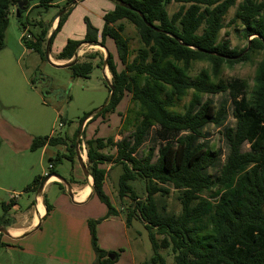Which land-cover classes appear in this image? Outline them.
<instances>
[{"label":"trees","instance_id":"1","mask_svg":"<svg viewBox=\"0 0 264 264\" xmlns=\"http://www.w3.org/2000/svg\"><path fill=\"white\" fill-rule=\"evenodd\" d=\"M52 1L39 0L38 5L48 7ZM120 1L140 11L152 27L136 11L114 3L113 9L103 14L100 30L85 19L83 39H67L56 55L57 59L70 60L81 43H99L105 47V39H112L117 57L108 51L105 60L114 88L112 98L101 111L85 114L80 123L88 117L91 122L98 116L115 112L126 96L132 105L129 109L133 112L132 120L127 119V114L122 120L131 127L128 133L119 139H114V134L83 141L92 194L107 209L104 217L87 222L96 256L93 264H113L118 257L115 252L113 259L106 257L108 252L98 246L96 236V225L118 214L104 191L108 164L122 168L117 194L121 201L125 197L129 199L124 215L126 227L136 218L148 232L152 255L144 264H166L159 253L161 248H169L174 264H264V56L256 65L250 92L246 91L242 79L234 77L225 81L220 77L223 65L245 61L255 49L264 50V0ZM30 2L0 0V50L5 46L10 12L18 8L20 22ZM171 2L180 5L170 15L167 5ZM234 6L231 20H238L243 26V36L250 43L248 48L247 44L241 49L230 48L227 39L218 40L223 17ZM69 9L59 15L50 46ZM122 20L135 26L142 43L130 61L128 40L122 35ZM20 27L23 29L25 25L21 23ZM46 40V27L32 34L31 40L21 39L26 48L42 59ZM96 54H87L85 60L74 63L70 67L72 75L89 76L96 66L93 63ZM103 62L101 59L98 64ZM195 62H206L209 69L202 68L192 77L190 72ZM189 91L190 99L184 110L172 111L175 102ZM215 94H226L218 106L211 98L204 97ZM228 100L233 125L225 123ZM208 125L220 129L226 145L222 160L221 150L210 149L209 143L202 140L207 136ZM119 130L120 134L125 132V129ZM147 138L159 142L155 159L153 146L143 157L136 155ZM66 140L67 135L35 136L29 149L36 151ZM75 140L73 137L70 148ZM58 159V154L49 159L50 170ZM43 179V176L34 177L25 189L36 190ZM136 180L143 182L144 197L132 185ZM170 188L177 192L178 214L168 213L165 205L159 206L157 202L156 195L167 196ZM13 204L12 200L1 202L0 227L7 228L12 223L9 210ZM43 204L47 215L51 204L46 198ZM156 235L162 236L161 239ZM3 236L0 233V247L6 245L1 241Z\"/></svg>","mask_w":264,"mask_h":264},{"label":"rangeland","instance_id":"2","mask_svg":"<svg viewBox=\"0 0 264 264\" xmlns=\"http://www.w3.org/2000/svg\"><path fill=\"white\" fill-rule=\"evenodd\" d=\"M32 1L39 2V0ZM239 2L240 0H236V3ZM71 4L72 2L64 1L58 7L37 6L28 15L23 12L20 22H18L15 10L9 14L5 46L0 50V111L4 116V122L2 123L4 131H0V198L2 200H9L8 196L11 194V186L14 188L17 186V188H20L19 190H23L21 193L14 192V194H17L16 197L21 205L23 204V200L27 198L32 200L34 191H28L25 189V185L21 187L20 185L24 183L26 178L27 181L25 182H28V176L31 178L43 176L44 171L47 173L50 171L51 173L53 172L59 175L67 183L73 179L79 180L81 175L83 176L76 160L75 147L70 148L71 142L73 137L75 139L80 129V119L87 113L94 114L106 102L108 97L106 79L97 66H94L92 72L87 77L73 76L70 67H57L52 65L45 57L42 59L36 52L26 48L20 39L21 32L24 29H21V23H29V32L34 34L37 32L38 26L33 25L32 22L39 21L40 19L50 20L56 14L61 15L65 11H68V7ZM111 4V0H78L76 4L70 7L69 14L61 26L60 32H57L55 35L56 38H53L50 52L52 46L54 51L56 46L60 44L64 45L67 39L82 40L86 30L85 19H88L95 28L98 29L97 25L101 28L103 18L98 15H101L102 12L107 10ZM179 5L174 2L168 4V13L171 15L178 9ZM235 8V6L229 8L223 17V28L219 32L218 40L227 39L230 48L241 49L246 46L247 41L243 36V26L241 23L238 20L235 22L231 20ZM122 23L124 25L122 35L128 40V61H130L135 55L136 49L142 46V43L138 38L135 26L127 20H122ZM98 38L99 40L101 39L100 34ZM251 38L252 36L249 37V39ZM105 47L115 58L117 57L116 48L112 39L108 37L105 39ZM97 51L104 53L105 50L99 47H90V45L81 46L77 49V52H83V60H85V55L90 53L96 54ZM263 56V49H255L250 52L247 60L231 66L223 65L220 77L225 81L234 77L242 79L246 84V91L250 92L254 85L256 65ZM95 60L98 61V58ZM52 61L54 62V60ZM98 63H100V60ZM202 68L209 69V64L206 62L193 63L190 75L194 77ZM190 95L191 91L180 100H177L174 106L171 107V110L182 112L185 104L190 99ZM225 96L226 94H215L205 95L204 97L211 98L214 105L218 106V103ZM130 108H132V105L129 101V96H126L118 105L115 112L98 116L91 122L89 121V117L84 120L86 121V129L84 130L83 127L81 131L79 150L81 154L84 153L85 158L83 160L86 164L87 156L83 143L86 138L85 136L88 138L93 136L107 137L115 134L114 139H119L122 134H126L131 130V127H128L126 121L124 124L122 123L126 114L127 119L132 120L133 112L129 111ZM231 110L232 106L228 100L226 103L225 121L228 125L234 124ZM16 123L31 130L35 135L62 137L67 135L68 140L59 145H48L46 152L42 149L32 152L25 149L16 153L10 149V145L12 144L7 138L8 133L12 131L13 125ZM120 128L125 129V132L120 134ZM205 130L207 136L202 140H206L209 143L210 149H220L222 160L226 153V145L219 132L220 129L213 125H208ZM151 146L154 147L153 159H155L159 146L158 140L153 142L152 139L149 140L147 138L141 147H139L136 155L143 157ZM106 152L114 153V150H107ZM57 154L60 156V159L55 162L53 170H48L49 159H54ZM111 165H106L108 172L105 179L104 191L108 194L112 204L116 206L120 214L109 216L112 217V220L102 224L103 232H100V238L98 237L97 244L98 246H111V249L116 250L115 253L118 254V257L113 264H144L152 255L148 232L143 226V222L136 218L132 220L126 229L124 224H121L120 221L125 220L124 215L129 199L125 197L122 201L119 200L117 184L122 168L118 164ZM31 166L32 170L29 171L28 168H31ZM90 179L89 182L92 181L91 176ZM80 181L86 183V179ZM58 183L61 184L62 182H53L47 188V201L53 206L54 204H60V206L64 207V201H67L69 205H74L67 193V188L63 184L65 191L62 190ZM132 185L140 197L145 196L143 182L136 180L132 182ZM62 195L65 200L64 198H60ZM176 196L177 192L172 188H170L167 196L160 197L156 195L159 206L165 205V210L173 214H178L180 211V204ZM97 207L106 210L105 204L96 196L86 204L72 206L76 215H87V210L93 209L97 212L96 216H98ZM50 213L54 214V212ZM55 215H53V218ZM72 221L75 227L76 225L79 226L76 217H73ZM49 228L50 226L48 227L44 223L42 228H38L27 237L30 238L31 242H40L44 237H48L47 234L51 231ZM124 233L128 235V238H126ZM74 234V236H69L73 234L68 233L66 230L61 231L62 237L59 239L54 237L52 240L53 242L56 241L55 243L59 246L66 247V258L78 261L77 263L79 264H86L89 257L84 246L85 239L83 240L80 236L79 227ZM71 237H75V240H72ZM161 237L160 235H156L158 240ZM72 244H78L81 247L79 252L77 250L74 253L68 251V246ZM113 253V251H108V254L113 255ZM159 253L165 258L166 264H174L169 248H161L159 249ZM16 262L18 263L19 261L16 259Z\"/></svg>","mask_w":264,"mask_h":264},{"label":"crops","instance_id":"3","mask_svg":"<svg viewBox=\"0 0 264 264\" xmlns=\"http://www.w3.org/2000/svg\"><path fill=\"white\" fill-rule=\"evenodd\" d=\"M68 2L70 0H53L52 2H50V6H55L58 7L61 3L63 2ZM72 4L71 7L76 4L78 2V0H71ZM112 4L110 5L109 8H107V10H105L104 12H102L101 15L98 16H103V14L106 11H109L111 9H113L114 7V1L111 0ZM40 6L38 5V2H30L28 5V8L24 11L25 14H29L33 8ZM48 6V7H50ZM60 14H56L55 16H53L50 20H42L40 19L39 21H35L32 22L33 25H37L38 26V30L37 32L40 31V29L46 27L47 28V37L53 32L54 28L57 25V21H58V17ZM67 19V18H66ZM66 21V20H65ZM26 29L29 30V23L24 24ZM103 26V23L101 24V28ZM98 29L100 30L101 28L97 25ZM60 32V30H59ZM31 36L32 33L30 32ZM59 35V33H58ZM56 38V37H55ZM91 44H87V43H81L78 46H87ZM63 44H60L59 46H56L53 51V46H52V50L51 52L49 51V57L50 59L54 60V63H65L69 60H60L56 58V55L58 54V52L60 51V49L62 48ZM92 46H97V45H92ZM99 48L103 49L102 47L98 46ZM106 48V47H105ZM105 50V49H103ZM108 51V50H107ZM83 53V52H82ZM82 53L77 52L78 54V61H83L82 56H84ZM105 54L106 52L104 51V53L102 51H97V54L95 56V58L93 59V63L94 65H96L97 67L100 68V71L102 73V75L104 76V78L108 81H110V77L111 74L108 70L107 65L105 66L103 63L101 65L98 64L99 60L104 59L105 58ZM98 58V61H96L95 59ZM51 60V61H52ZM98 64V65H97ZM109 74V75H107ZM90 118V117H89ZM88 120V119H87ZM4 122V116L2 114V112L0 111V131L3 132V127H2V123ZM82 126V129L84 127V130L86 129V121H83L80 125V127ZM35 136H39V135H35L33 132H31V130L21 126L20 124H14L13 125V129L11 132L8 133L7 138L10 140L11 144L10 145V149L13 150L14 152H19V151H23V150H30V144L32 142L33 137ZM87 139L88 137L85 136ZM115 138V136H114ZM59 145V144H58ZM46 148L47 146H44L43 148H41L42 150H44L46 152ZM32 152V151H31ZM51 157V156H49ZM28 170H32V166L31 168H28ZM30 176H28V182L27 178L24 181V183L21 186L25 185V187L32 181L33 178H29ZM90 178V177H89ZM31 179V180H30ZM86 179L84 177V175H81V178H79V180H71L68 182L69 184V188L71 190V193L73 195V197L71 198L72 204L74 205H69L67 203V201H64L63 206H60V204H54L51 205V210L50 212H54L55 217L53 218L54 214H51L50 212L46 214V210H45V206L43 204V199L46 198L47 199V188L49 187V185L53 182L56 181H60L58 178L55 177V179L51 180V181H46L43 185V188L41 190L40 193L37 192V189L34 190V197L32 198V200H30L29 198H27L26 200H23V204L21 205L18 201V198L16 197L17 194H14V192L16 193H21L23 190H19L20 188H17V186L14 187H10L11 189V194L8 196L9 200H12L14 202V204L12 205V207L9 210V213L12 217V223L10 224V226H8L7 228H5L10 236H7L5 234H3L4 236L2 237L1 241L6 243V245H3L0 247V264H79L77 263L78 261H75L73 259L66 258L65 254H66V247H61L59 246L57 243H55L56 241L53 242V238H61V231H67L70 234L73 235H69V236H74L75 232L78 230L79 227V233L80 236L82 237V239L84 240V246H85V250L86 253L89 257V260L86 261V264H93L95 261V254L94 251L92 250L91 247V243H90V234H89V230H88V220L90 219H100L102 217L105 216L106 214V210H102V208L97 207L98 208V216H96L97 212L93 209H88V214L87 215H76L74 209L72 208V206H77V205H81V204H86L87 202H89L91 199H93V197L95 195L92 194V181L89 182L86 179V183H82L80 180ZM62 185L64 184L63 182L61 183ZM89 184V185H88ZM88 185L89 186V190L85 193L84 189L85 186ZM65 188L66 185L64 184ZM64 188V191H65ZM104 188H105V181H104ZM3 190V188H1ZM16 189V190H15ZM7 193H9L7 191ZM60 198H64L63 195L60 196ZM1 202H8L6 200H2V198H0ZM65 200V198H64ZM38 201H40L41 205H42V211L39 212L37 210V203ZM116 207V206H115ZM117 209V208H116ZM118 211V209H117ZM118 214H120V212L118 211ZM91 216H95V217H91ZM122 216V215H121ZM73 217H76L78 220V224L79 226L74 225L73 223ZM40 220V222H39ZM110 220H112V217H107L105 219H103L98 226L96 227V236H97V240L98 237L100 235V232H103V229L101 226H103L102 224L104 222H109ZM121 224L123 223L126 229V225L124 220L120 221ZM47 224V226H50V232L47 234L48 237H44L43 239L37 242H31L30 238H28L27 236H29L30 234H32L34 231H36L38 228H42L43 224ZM124 230V227H123ZM13 231V232H12ZM125 231V230H124ZM24 233H26L25 236ZM125 234V233H124ZM126 238H128V235L125 234ZM72 238V237H71ZM100 238V237H99ZM72 240H75V237L72 238ZM39 243V244H38ZM98 243V241H97ZM101 249L105 250V251H113L116 252V250L111 249L109 246H99ZM81 247L78 244H72L68 246V251L71 253H74L75 250H77V252H79V249ZM108 255V253H107ZM106 255V257H107ZM114 258V257H113ZM16 259L19 261L18 263L16 262ZM81 264V263H80Z\"/></svg>","mask_w":264,"mask_h":264},{"label":"water","instance_id":"4","mask_svg":"<svg viewBox=\"0 0 264 264\" xmlns=\"http://www.w3.org/2000/svg\"><path fill=\"white\" fill-rule=\"evenodd\" d=\"M113 1H114L115 3H118L119 5H121V6L125 7V8H127V9H130V10L136 11V12L139 14V16L143 19L144 23H145L147 26L152 27V26H151V25H150V24L144 19L143 14H142L140 11L135 10L131 5H129V4L125 3V2H123V1H120V0H113ZM70 7H71V6H70ZM70 7H68V9H69ZM15 12H16V16L18 17V15H19V14H18V8L15 10ZM50 36H51V34L47 37V40H46L44 57H45L46 59H48V61H49L52 65L57 66V67H71L74 63H76V62L78 61V54H77V52H75V54H74V56H73L72 59H70L69 61H67V62H65V63H54L53 61H51V59H50V57H49V51H50ZM83 43H87V44H91V45H97V46H100V47H102L103 49H105L106 54H105V58H104V62H103V64L106 66V61H105V60H106V58L108 57V51H107V49H106L104 46L100 45L99 43H97V44H95V43H88V42H83ZM249 44H250V43L248 42V43H247V48H248ZM247 48L245 49V51L247 50ZM106 82H107V87L109 88V94H108V97H107V99H106V102L104 103V105H103L98 111H101L103 108L106 107V105H107L108 102L111 100L112 95H113V90H114V88H113L111 82L108 81V80H106ZM98 111H97V112H98ZM81 131H82V126L80 127V129H79V131L77 132V135H76V140H75V145H74V147H75V155H76L77 163H78L79 167L81 168V171H82L84 177L88 180V178L90 177V175H89V171H88V167H87V164L84 162V160H83V158H82V154L80 153V150H79V145H80V140H79V138H80ZM49 176H54V177L58 178L61 182H63V183L66 185V188H67L66 190H67L68 195L70 196V198L73 197V195H72V193H71V190H70V188H69V184H68L67 182H65V180H64L62 177H60L59 175L54 174V173L50 174ZM49 176L44 177V179L42 180V182H41L40 185L38 186V188H37V192H38V193L41 192V190H42V188H43V185H44V183L47 181V179L49 178ZM91 188H92V187H91ZM39 222H40V220H39ZM0 233H3V234H5V235H7V236H10L9 233H8V231H7L5 228H3V227H0ZM25 235H26V233H24L23 236H25ZM107 257L110 258V259H113L114 255H112V254H108Z\"/></svg>","mask_w":264,"mask_h":264},{"label":"built area","instance_id":"5","mask_svg":"<svg viewBox=\"0 0 264 264\" xmlns=\"http://www.w3.org/2000/svg\"><path fill=\"white\" fill-rule=\"evenodd\" d=\"M22 38H25L26 40H31L32 39V36H31V34H30V32H29V30L28 29H26V28H24L23 30H22V32H21V37H20V39H22ZM81 153V152H80ZM48 170H50L51 168H52V163L51 162H49L48 163ZM50 174L49 173H47L46 171H44V173H43V177H47V176H49ZM52 176H49V178L48 179H50ZM47 179V180H48Z\"/></svg>","mask_w":264,"mask_h":264},{"label":"bare ground","instance_id":"6","mask_svg":"<svg viewBox=\"0 0 264 264\" xmlns=\"http://www.w3.org/2000/svg\"><path fill=\"white\" fill-rule=\"evenodd\" d=\"M91 47H97V48H98V46H91ZM107 75H108V74H107ZM82 158H83V159L85 158L84 153H82ZM53 179H55L54 176H52L48 181H51V180H53ZM90 180H91V179L88 178V181H90ZM88 185H89V184H88ZM88 185L85 186V189H84V192H83V193L87 192V191L90 189ZM37 210H38L39 212L42 211V205H41L40 201H38V203H37ZM12 232H13V231H12Z\"/></svg>","mask_w":264,"mask_h":264}]
</instances>
